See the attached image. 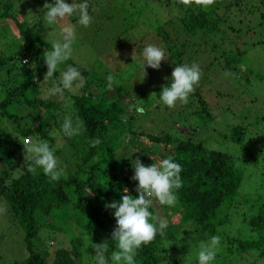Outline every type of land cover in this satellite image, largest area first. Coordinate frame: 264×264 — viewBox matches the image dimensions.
<instances>
[{
  "label": "trees",
  "instance_id": "obj_1",
  "mask_svg": "<svg viewBox=\"0 0 264 264\" xmlns=\"http://www.w3.org/2000/svg\"><path fill=\"white\" fill-rule=\"evenodd\" d=\"M93 1L66 0L67 3L87 2L88 13H91ZM156 1L175 11L174 18L166 23L155 20V30L152 31L158 41L154 44L151 39L153 45L160 44L159 47L165 53L166 60L161 61L159 69H154L158 71L166 66L162 78V74L151 72L152 68L145 65L146 76L142 79V62H136L140 67L138 69L127 52L123 57L124 66L120 67V62L116 61L112 72L107 71L102 64L101 69L93 67L84 71L71 58L63 62L58 66L57 72L53 73L56 84L60 83V72L66 71L68 64L78 67L86 77L80 94L64 91L65 96L71 100L68 101L72 110L69 118L74 125L82 121L84 130L80 135L70 138L62 135L61 145L58 146L52 134V126L56 124L62 134V123L57 124L56 120L61 118V114L57 116V113L65 111L63 112L61 102L55 98L40 97L38 82L42 73L47 72L44 53L52 50V44L42 39L36 27L37 20L22 22L11 1L3 3L0 0V21L4 19L0 28H5V20H13L19 38L12 53L0 55V164L4 166L0 168V201H4L9 215L21 228L23 242V252L19 257L0 255V264H76L71 252L63 247L50 251L39 246L40 230H59L61 226L70 224L76 226L79 233L85 229L87 234L94 233L102 239L101 242L108 241V255H111L116 250L111 235L116 227V220L115 210L106 205L119 201L125 194V188L133 198L138 196L135 191L138 182L131 179L134 175L133 163L137 157L145 166L158 164L168 157L180 164L182 187L175 190L178 205L191 230L202 238L219 233V227L225 221L219 215L221 208H229L243 199L239 195L243 176L236 165V157L201 141L183 138L177 133V128L174 129L175 133L169 127L165 130L158 129L156 134L144 133L135 128L134 113L140 107L143 108V113H164L163 119L172 115L173 112L167 106L166 109L161 107L159 94L162 87L170 84L171 73L176 65L196 64L201 70L199 83L189 95L188 103H180V109L176 115H172L176 123H181V117L186 113L208 120H214V115H219L215 113V106L212 107V112L207 106L210 96L205 98L201 93L204 83L209 85L211 80L213 83V79L208 76V69L212 72L214 68L217 73L227 74L225 77L232 84L242 79L247 85L250 77L263 78V73L256 72L261 70L255 65L254 56H260L261 48L264 47V0H215L207 9L195 5L185 7L178 0ZM53 2L54 0H37L39 7L35 10L36 17L44 19V4ZM95 4L99 6L102 16L105 12L103 1L98 0ZM144 7L145 4L139 6L137 16ZM68 19L75 26H80L77 14ZM127 19L131 21L129 27L134 28L136 25L132 16ZM129 27L123 31H128ZM85 29L92 32L88 27ZM146 32L139 37L147 39L152 35L151 32ZM198 40L204 43L206 53L199 50L197 52L194 48ZM202 54L206 57L195 63V55L198 58ZM140 58L143 60V57ZM202 65L205 67L204 71ZM108 75L115 78L111 90L107 87ZM49 81L52 85L53 80ZM219 86L222 87V84ZM208 87L213 92L215 86ZM217 94L222 95V92L217 90ZM128 96H133L142 105L129 110L125 103ZM246 99L241 98V105L248 113L250 110L246 107ZM19 105L27 110L17 114L13 108ZM229 107L225 108L231 110ZM40 109L43 112L38 118ZM3 121L13 124L16 135L3 126ZM244 128L243 125L232 128L229 135L232 143L240 144ZM24 138L47 141L55 157L59 159L63 157V147H67V157L59 164L65 168V176L57 182L50 181L39 168L35 173H30L27 169L15 172L18 169L16 157L24 152ZM93 138H99L101 143L92 147L90 141ZM125 140L128 141L127 144ZM252 141L255 152H264V132L253 137ZM124 144L123 150L118 151ZM152 147L158 149L159 157L155 155L156 152L151 151ZM246 160L256 162L254 158L248 157ZM120 163L122 164L119 165ZM259 186L263 188L264 182ZM254 196L250 207L245 204L249 209L243 214V221L249 228L247 236L233 237L223 233V239L226 256H250L248 262L264 264V196ZM155 203L156 201L153 202ZM154 209L152 205L149 211L156 216ZM104 230L109 233L105 235ZM167 231L168 227L164 230V235L157 233L150 244L142 245L137 250L135 264H179L166 247L170 239Z\"/></svg>",
  "mask_w": 264,
  "mask_h": 264
},
{
  "label": "rangeland",
  "instance_id": "obj_2",
  "mask_svg": "<svg viewBox=\"0 0 264 264\" xmlns=\"http://www.w3.org/2000/svg\"><path fill=\"white\" fill-rule=\"evenodd\" d=\"M1 1L6 3L7 0ZM10 1L13 8L16 7L17 14L22 18V22L25 21L29 23L30 21H38L36 22V24H38L36 27L42 39L51 44L54 41L61 39L60 33L65 24L73 25L76 40L72 46L73 51L71 59L84 71L91 70L93 67L101 69V67L104 66L107 71L112 72L114 62L118 61V63L120 62L121 64L120 67L124 66L123 57H125L124 53L126 52L134 61L133 64L140 69L136 62L138 60L142 62L140 57H142L144 48L150 44L153 45V42L154 44L158 42L157 37L152 33V31L155 30L154 21L158 20L160 23H166L167 20L174 18L173 12H175L174 10L160 5L156 0H147L146 2L145 0H102L105 12L100 16L101 13L99 6H96L95 4L98 0H94L93 4L90 6L91 13H89L92 17V22L88 26L92 31L90 32L82 25L79 27L75 26L69 19H66L63 22L60 21L54 25H48L43 18L41 20L38 19L35 14V10L39 7L36 3L37 0ZM142 4H145V7L142 13L137 16L136 11ZM220 12H222V10ZM33 15L35 19H33ZM131 16L136 25L134 28L129 27L131 21L127 18H130ZM3 21L4 19L2 18L0 26ZM5 21V28H0V55L12 53L19 42L15 23L13 20ZM127 27H129V30L124 32V28ZM146 31L151 32L152 35L147 37V39L139 37L140 35L145 34ZM194 45L197 52L198 50L204 52L207 49L202 40H198ZM157 46L159 47L160 44H157ZM187 47L192 48L191 45H187ZM261 49L260 56L255 55L254 57H256L255 65L261 70H256V72L264 74V47ZM204 57H206L204 54L199 55L198 58L195 55L193 61L198 63V61ZM69 66L74 67L68 64L67 67ZM74 68L78 69L76 66ZM165 68L166 66L164 65L160 70L154 71V69H152L151 72L154 71L157 75L162 74V78L165 73ZM202 69L203 71L205 70L203 65ZM212 72L208 69V76L213 79V83L211 80L209 81V85L215 86L213 92L211 91V88L208 87L209 85L204 83L201 93L205 98L207 95L210 96L211 100L207 101V106L208 108H211V112L212 107L215 106V113L219 114L214 115V120L213 118L208 120V118L199 116L194 117L193 114L188 115V113H186L181 117V123H176L174 122L175 117L173 116L176 115L181 107L180 102H177L174 108H168V110L173 112L171 113L173 116L171 115L166 119L162 118L164 113L135 112L134 126L136 129L144 133L151 134H156L158 129L165 130L167 127H169L173 133L174 129L177 128L179 136L190 138L195 142L201 141L210 147L221 149L237 158L236 165L243 176L239 195H241L243 199L238 203H234L229 208H221L219 215L221 218H224L225 221L220 225L218 230L219 233L215 235L220 238V243L217 255L211 264H261V262H248L250 256H248V258L226 256V246L223 239V233L233 237L247 236L249 228L247 227V223L243 221V214L247 213L249 209L246 208V205L249 207L251 206L255 194H261L264 196V187L261 188L259 186L260 183L264 182V152H255L254 149L256 148L253 147L254 141H252L253 137L264 132V77L261 79L250 77L249 84L246 83L247 85L244 84L242 79H240V82L232 84L231 81L225 77L227 74L217 73V70L214 68ZM45 74L46 73H42L38 80L40 83V97L45 99L53 97L56 101L61 102L63 112L65 111V113H57V116L61 114V118L57 119L56 123H63L64 119L69 118L71 115L72 110L68 102L71 100L65 96V93L62 96H47L46 90L50 89L53 84L50 85L49 80H44ZM81 75L84 76L82 73ZM59 79H61L60 75ZM220 84H222V87L219 86ZM217 90L222 92V95L217 94ZM68 91L70 93L80 94L81 88H75L74 86L73 90ZM241 98H247L246 107L250 110L248 113H246L241 105ZM125 103L131 111L135 109V106L142 105L133 96H128ZM165 106L166 105L161 103L162 108L166 109ZM227 106H230L229 108L231 110L226 109ZM13 109L17 114L24 113L27 110L22 105L15 106ZM39 111L40 113L37 114L38 118L42 116L43 112L42 109ZM25 123H27V121ZM236 125H243L245 127L244 135L240 144H234L229 139L232 128ZM3 126L16 135L12 123L3 121ZM189 129L193 131V134H190L191 131ZM52 134L55 137V143L58 144V146L61 145L60 139L62 134L56 124L52 126ZM25 141L31 140L29 138H24V142ZM127 143L128 141L125 140V144ZM125 144L121 145L117 150L122 151V146H125ZM152 148L151 151L156 152L155 155H158L159 157L160 154L158 149L154 147ZM147 151H149V149ZM68 152L69 149L63 147V157L60 159L59 157H56L57 160L59 159V164L67 157ZM248 157L252 159L254 158V160L256 159V162H253L252 160L248 162L246 160ZM68 162L70 163V160H68ZM29 163L30 161L25 159V153L20 152L16 157L18 169L15 172L20 173L25 171ZM121 164L122 163L119 165ZM3 167L4 166L0 164V168ZM244 200L246 201L244 202ZM153 202H155V200ZM153 205L156 216L165 218L168 221L167 233L170 235V239L168 240L166 247L170 249V253L177 259L179 264H198L197 257L201 243L209 242L214 235L202 238L200 235L195 234L183 218L181 208L178 205V200L175 206L160 205L158 202ZM70 225H63L59 230H57V228L52 230H40L38 235L40 238L39 246L50 251H53L58 247H63L71 252L76 264H95L94 247L95 244L102 243V239L94 233L87 234L85 229H82L79 233L76 226ZM107 233H109V231L104 230V234L107 235ZM39 243H37V245ZM22 248V230L9 215L8 208L4 201H0V255L19 257L20 253L23 252ZM108 256L110 257L111 255Z\"/></svg>",
  "mask_w": 264,
  "mask_h": 264
},
{
  "label": "clouds",
  "instance_id": "obj_3",
  "mask_svg": "<svg viewBox=\"0 0 264 264\" xmlns=\"http://www.w3.org/2000/svg\"><path fill=\"white\" fill-rule=\"evenodd\" d=\"M178 2L185 7L195 5L207 9L215 3V0H178ZM43 8L46 9L44 20L48 25L65 21L74 14H78V24L84 27H88L92 22L87 2L67 3L66 0H54L53 3H45ZM60 36V40L52 43V50L44 53L43 60L47 68L44 80H53V86L46 90L47 96H62L65 90H73L74 86L83 88L86 83V77L81 75V71L71 66L60 74V83H55L53 73L57 72L60 64L71 58L72 46L76 40L74 26L65 24ZM142 57V79L146 76L145 65L152 69H159L161 61L166 60L164 50L151 44L144 48ZM200 76L201 70L196 64L176 65L171 73V82L168 86L162 87L159 99L168 108H174L177 102L187 104L188 97L195 91ZM107 81V87L111 90L115 78L108 75ZM136 111L143 113V108L137 107ZM83 130V122L78 121L74 125L71 118H65L61 125L64 137L78 136ZM100 143L99 138H93L90 141L92 147ZM23 150L25 159L30 161L27 165L28 172L35 173L39 168L50 181L57 182L65 176V168L59 165L47 141H25ZM133 167L134 175L131 179L138 182L135 189L138 196L133 198L125 188V194L119 201L106 205L107 208L115 210L116 227L111 235L112 241L116 244V250L109 257L107 255L108 241L95 244V264H110V261L111 264H135L137 250L142 245L150 244L156 238L157 233L164 235V230L168 227L167 219L154 216L149 208L154 200L160 205L175 206L177 203L175 190L182 187L180 164L174 162L172 157H168L158 164L152 163L150 166H145L137 157ZM150 220L156 221L158 226ZM219 243L218 236H213L209 242L201 243L197 257L198 264H211L217 255Z\"/></svg>",
  "mask_w": 264,
  "mask_h": 264
}]
</instances>
